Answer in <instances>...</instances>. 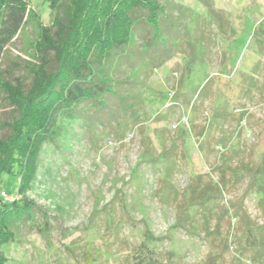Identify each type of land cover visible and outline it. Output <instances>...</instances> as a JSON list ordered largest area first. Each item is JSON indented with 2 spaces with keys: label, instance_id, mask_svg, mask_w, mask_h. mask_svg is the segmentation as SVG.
I'll list each match as a JSON object with an SVG mask.
<instances>
[{
  "label": "rangeland",
  "instance_id": "obj_1",
  "mask_svg": "<svg viewBox=\"0 0 264 264\" xmlns=\"http://www.w3.org/2000/svg\"><path fill=\"white\" fill-rule=\"evenodd\" d=\"M48 1L30 0L36 16L6 47L0 65L3 78L25 91L38 24L52 22ZM208 2L163 0L171 23L180 18L176 29L164 23L178 39L167 59L139 72L123 66L110 73L139 118L118 111L110 125L88 126L84 120L94 110L87 105L84 119L62 120V137L44 145L25 194L36 208L33 222H11L5 264H81L87 251L96 264H133L146 233L157 240L152 246L163 262L173 252L178 264H264V0ZM192 19L201 49L188 72L191 48L182 26ZM117 103L109 107L116 110ZM15 116L0 92V124ZM7 133L0 129V138ZM191 181L194 190L222 188L195 215L197 230L186 231L173 226ZM18 182L4 178L13 201L21 199ZM211 245L219 248L217 257Z\"/></svg>",
  "mask_w": 264,
  "mask_h": 264
},
{
  "label": "trees",
  "instance_id": "obj_2",
  "mask_svg": "<svg viewBox=\"0 0 264 264\" xmlns=\"http://www.w3.org/2000/svg\"><path fill=\"white\" fill-rule=\"evenodd\" d=\"M204 1L209 3V0ZM162 2L49 0L48 7L53 15L51 25L38 24V39L32 45L33 61L24 66L31 76L28 89L25 91L21 83L5 80L4 71L0 69V92L16 114L10 123L0 124L1 130L8 131L0 138V264L6 263L2 248L14 238L11 222H33L36 208L25 194L36 179L44 145L61 139L62 120L84 119L87 105L94 110L92 117L84 120L88 126L95 122L110 125L118 119V111L123 114L129 111L131 117L139 118L132 110L134 105L127 104L129 98L119 93L120 83L114 82L110 73L123 66L139 72L151 61L161 64L167 59L169 50L176 46L178 39L171 38L164 23L176 29L180 26V18L171 23L168 5ZM202 3L208 8L209 16L216 15L211 6ZM35 16L30 0H0V65L5 59L6 47ZM219 24L223 30L224 20L219 18ZM196 28V19L182 26L189 35L186 43L191 48L188 72L198 60L197 50L201 49L193 38ZM144 29L149 38L143 35ZM207 85L208 81L201 89ZM115 100L118 101L117 108L112 110L109 104ZM11 176L19 180L17 194L21 199L7 202L1 193H7L4 178ZM195 184L196 181H191L186 189L185 205L180 208L175 228L197 230L195 215L205 213L222 188L214 183L194 190ZM200 193H204L202 198L198 196ZM190 213H194L191 219ZM47 225L44 217L42 231L47 230ZM144 236L133 256V264H178L173 252L163 262L158 249L152 246L157 240L151 234ZM210 247L217 257L219 248ZM96 261L94 254L87 251L81 264H96Z\"/></svg>",
  "mask_w": 264,
  "mask_h": 264
},
{
  "label": "built area",
  "instance_id": "obj_3",
  "mask_svg": "<svg viewBox=\"0 0 264 264\" xmlns=\"http://www.w3.org/2000/svg\"><path fill=\"white\" fill-rule=\"evenodd\" d=\"M1 196L3 197V199H4L5 201H13V198H10V197L8 196V194L5 193V192H2V193H1Z\"/></svg>",
  "mask_w": 264,
  "mask_h": 264
}]
</instances>
